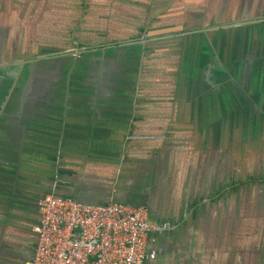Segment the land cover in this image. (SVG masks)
Instances as JSON below:
<instances>
[{
    "label": "crops",
    "instance_id": "0c3cea01",
    "mask_svg": "<svg viewBox=\"0 0 264 264\" xmlns=\"http://www.w3.org/2000/svg\"><path fill=\"white\" fill-rule=\"evenodd\" d=\"M48 193L170 221L145 264H264V0H0V264Z\"/></svg>",
    "mask_w": 264,
    "mask_h": 264
},
{
    "label": "built area",
    "instance_id": "2783aa9c",
    "mask_svg": "<svg viewBox=\"0 0 264 264\" xmlns=\"http://www.w3.org/2000/svg\"><path fill=\"white\" fill-rule=\"evenodd\" d=\"M38 213L34 254L24 264H145L156 256L148 251L150 239L174 226L150 222L142 205L92 204L53 193L40 198Z\"/></svg>",
    "mask_w": 264,
    "mask_h": 264
},
{
    "label": "water",
    "instance_id": "95a60500",
    "mask_svg": "<svg viewBox=\"0 0 264 264\" xmlns=\"http://www.w3.org/2000/svg\"><path fill=\"white\" fill-rule=\"evenodd\" d=\"M233 25H235V24H233Z\"/></svg>",
    "mask_w": 264,
    "mask_h": 264
}]
</instances>
